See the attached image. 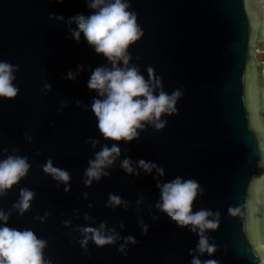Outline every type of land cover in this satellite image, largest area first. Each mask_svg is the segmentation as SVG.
Instances as JSON below:
<instances>
[{
    "label": "water",
    "instance_id": "1",
    "mask_svg": "<svg viewBox=\"0 0 264 264\" xmlns=\"http://www.w3.org/2000/svg\"><path fill=\"white\" fill-rule=\"evenodd\" d=\"M129 2L143 31L129 46L130 64L145 79L152 67L166 93L179 90L182 96L176 113L162 116L167 122L162 130L147 126L138 139L118 142L121 156L106 169L110 175L86 187L88 161L102 145L114 143L97 130L90 110L97 93L87 88L91 70L107 61L83 34L77 43L69 32L76 25L67 24L69 18L88 16L92 10L85 0H0V60L19 68L13 81L18 95L0 98V159L27 156L31 165L27 176L0 197V209L11 212L7 226L30 229L46 240L43 254L51 264H190L189 251L198 236L155 208L160 198L157 180L180 176L195 179L203 189L193 212L203 208L220 213L218 230L207 233L217 251L200 258L264 264V211L256 203L257 190L264 191V63L257 59V52H264V39L256 28L264 20V0ZM50 14L64 20H50ZM78 65L83 70L68 80L67 73L75 74ZM45 83L51 84L50 91L44 90ZM90 139L98 141L96 148L86 142ZM125 157L133 167L141 159L154 162L165 175L154 179L155 171L139 169L138 176L126 174L120 168ZM49 158L70 173L67 193L64 184L43 173ZM21 188L35 192L23 215L12 210ZM109 194L119 195L128 208L107 207ZM237 206H242L243 216L232 217L228 208ZM45 213L43 222L33 219ZM85 213L90 220L84 219ZM140 219L148 226L147 234L141 232ZM64 221L70 224L65 227ZM101 222L122 239L103 247L89 241L82 248V237L73 229ZM128 236L137 243L122 253L118 249Z\"/></svg>",
    "mask_w": 264,
    "mask_h": 264
},
{
    "label": "clouds",
    "instance_id": "2",
    "mask_svg": "<svg viewBox=\"0 0 264 264\" xmlns=\"http://www.w3.org/2000/svg\"><path fill=\"white\" fill-rule=\"evenodd\" d=\"M57 3L63 0H56ZM87 7L92 10L91 14L84 16L77 14L68 19L67 24H75L76 28H69L71 37L79 43L81 34L87 44L93 48L94 52L102 55L106 65L98 66L91 70V75L87 83V88L96 91L97 97L91 102V112L96 118L97 130L105 140L114 141L111 147L107 144L101 146L100 150L94 154V158L88 161V167L84 172L85 186H91L94 181L99 182L102 177H108L110 173L106 171L115 166L116 161L121 156V149L117 146L118 142L129 143L139 138L141 131L147 126H151L156 131L162 130L166 121L162 120L163 115L175 114V107L182 93L174 90L170 95L163 90L161 78L155 76L154 69L148 67L147 79L141 74L139 67L130 64L132 59L128 52L129 46L138 41L143 36V31L137 23V15L134 11H129V0H85ZM264 11V7H262ZM50 20L62 22L63 16L49 15ZM261 39H264V20L257 23ZM110 65V67L108 66ZM83 65L77 66V72L67 73L68 80H75L76 75L83 70ZM19 70L18 66L0 60V98L13 99L19 93V88L13 83L15 73ZM51 84L45 83L44 90L50 91ZM77 106H81L80 101H76ZM67 104L62 103L61 107ZM87 110V109H86ZM25 138L31 142L32 137L25 134ZM96 148L98 141L90 139L86 141ZM7 152L6 149L3 150ZM16 151V150H14ZM40 153L38 152L37 155ZM31 165L27 156L8 154L0 159V197L7 195L14 185L25 178ZM120 168L129 175L138 176L139 170L145 174L155 171L156 176L163 177L164 169L154 162L143 159L136 162L125 157L120 161ZM44 174L64 184V192L67 193L71 180L67 170L53 166L49 158L42 165ZM156 187L159 189L160 198L155 204V208L166 214L171 221L175 222L180 228H189V231L198 236V243L194 250L189 251L192 257L190 264H220L216 259L202 260L200 257L207 254L213 256L217 251V246L210 243L207 235L209 231H216L219 228L220 213L207 209H200L193 212V204L198 195L203 194V189L199 183L193 179H184L180 176L171 181L161 183L157 180ZM87 193L84 197L87 198ZM35 197V192L28 188H21L19 199L13 203L12 210L19 215H23L30 210L31 203ZM143 202L141 196L136 200L137 208ZM256 203L261 205L260 211H264V191L258 189ZM107 207L128 208V202L119 195L109 194ZM92 207L91 204L88 205ZM254 212L257 209H252ZM228 213L232 217L243 216L242 206L229 207ZM11 212L5 213L0 209V264H51L50 260L44 257V249L47 241L40 239L30 229L19 230L7 226ZM48 213L43 217H34L43 222ZM153 216L152 219H158ZM86 221L90 220L87 213L84 214ZM67 227L70 221H64ZM141 226L142 234H147L148 226L143 220L138 221ZM124 228L123 223L119 225ZM73 231H78L82 237L79 241L80 246L86 249L89 241L97 247L113 245L122 239L114 228H108L105 222H101L98 227H77ZM118 251L124 253L128 244H135L134 237L123 238Z\"/></svg>",
    "mask_w": 264,
    "mask_h": 264
},
{
    "label": "rangeland",
    "instance_id": "3",
    "mask_svg": "<svg viewBox=\"0 0 264 264\" xmlns=\"http://www.w3.org/2000/svg\"><path fill=\"white\" fill-rule=\"evenodd\" d=\"M257 59L261 62L264 63V52L263 51H258L257 52ZM264 66V65H263Z\"/></svg>",
    "mask_w": 264,
    "mask_h": 264
},
{
    "label": "snow or ice",
    "instance_id": "4",
    "mask_svg": "<svg viewBox=\"0 0 264 264\" xmlns=\"http://www.w3.org/2000/svg\"><path fill=\"white\" fill-rule=\"evenodd\" d=\"M261 107H264V105H262Z\"/></svg>",
    "mask_w": 264,
    "mask_h": 264
}]
</instances>
